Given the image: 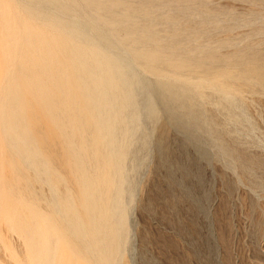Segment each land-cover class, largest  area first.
Returning a JSON list of instances; mask_svg holds the SVG:
<instances>
[{
	"label": "bare ground",
	"instance_id": "1",
	"mask_svg": "<svg viewBox=\"0 0 264 264\" xmlns=\"http://www.w3.org/2000/svg\"><path fill=\"white\" fill-rule=\"evenodd\" d=\"M246 1L245 25L264 33V0ZM208 5L0 0V264H130L136 165L156 141L161 155L155 129L212 137L206 107L244 116V87L264 94V45L233 43L232 28L216 40L233 10Z\"/></svg>",
	"mask_w": 264,
	"mask_h": 264
},
{
	"label": "rangeland",
	"instance_id": "2",
	"mask_svg": "<svg viewBox=\"0 0 264 264\" xmlns=\"http://www.w3.org/2000/svg\"><path fill=\"white\" fill-rule=\"evenodd\" d=\"M224 6L232 8V15L216 22L213 37L221 39L223 28H232L233 43L249 35L263 46L264 33L253 32L257 23L246 26L250 3L209 0L210 9ZM258 18L264 26V13ZM242 97L244 116L206 107V116L216 120L212 137L222 133V146L239 158L223 154L202 131L196 134L202 140L193 141L169 123L155 129L154 138H163L161 155L156 141L144 164L136 165L140 182L130 205V264H264V94L244 87ZM45 150L57 153L56 147ZM143 157L138 153L134 159L140 163ZM52 164L57 167L59 161ZM37 191L48 195L44 185L38 184Z\"/></svg>",
	"mask_w": 264,
	"mask_h": 264
}]
</instances>
